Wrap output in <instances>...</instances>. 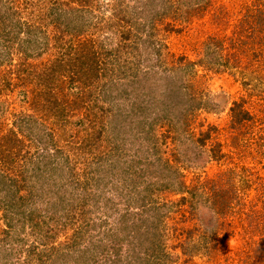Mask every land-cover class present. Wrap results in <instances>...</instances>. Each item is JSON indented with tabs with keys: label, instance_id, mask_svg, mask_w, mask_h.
Listing matches in <instances>:
<instances>
[{
	"label": "rangeland",
	"instance_id": "rangeland-1",
	"mask_svg": "<svg viewBox=\"0 0 264 264\" xmlns=\"http://www.w3.org/2000/svg\"><path fill=\"white\" fill-rule=\"evenodd\" d=\"M196 1L201 9H190ZM45 2L52 3L51 0ZM114 2L117 3L114 6L120 9L112 6ZM22 14L20 17L24 19L28 14H37V11L27 8L22 10ZM80 15L90 22L91 27L93 24L97 28L105 27V24L109 26L108 23L117 25H113L114 30L105 27L98 32L90 28L79 40H94V47L102 52L100 41L105 45L109 39L120 42L124 33L129 35V39L124 40L127 47L107 57L102 54L100 67L105 65L108 70L106 77L98 78L95 86L93 84L90 99L77 100L75 118L68 115L67 123L61 120L63 124L51 118L48 120L49 116L41 118V113L38 115L30 108L32 106L18 99V91L24 87L30 90L33 85L29 83L22 87L19 85L21 81L12 76L13 83L18 86L8 87L1 82L4 74L0 73V103L7 108L4 114H0V145L7 147L11 143L7 133L15 129L16 114L32 113L52 129L55 148H51V153L55 156L56 149L61 150L57 159L69 154L80 164L79 156L83 153L88 165L98 162L99 157L109 155L111 160L126 162L124 168L129 166L131 172L128 176L133 184L131 187L124 184L118 190L106 188L101 191L98 183L94 185L90 182L86 187L87 195H84L78 180L72 182L71 178L65 184L55 176V187L49 194L42 195L41 189L36 186L31 194L20 192L26 199V213L36 211L37 227L31 226L33 222H27L22 227L13 220L12 228H8L4 214L9 216L12 209L0 200V264H37V258L45 259L44 264H55L46 259V254L59 255L61 252L68 257L56 264H121L112 262L124 259L116 258L114 249L120 247L119 256L125 255L130 242L126 238L129 230L125 226L136 219L156 222V214L161 216L163 252L156 258H143V264H264V254L261 252L257 256L255 249V243L261 241V233H257L256 226H263L255 218L257 214H262L263 205L256 203L258 190L254 182L248 187L236 183L233 190L237 197L231 201V210L227 209L221 218L216 219L218 226L215 233L211 231L215 225L210 226L214 224L211 209L207 202L204 203V199L211 202L214 194L209 189L211 183L208 180H215L221 170L235 169L248 180H253L249 179L252 172L264 178V155L257 153L261 156L252 157L257 152L254 141L260 134L264 135V0H94ZM54 54L55 50L51 51L50 55ZM46 58L44 56L42 60ZM43 62L31 65L42 71ZM82 66L86 81L91 74L86 72L85 65ZM177 75L188 87L190 96L200 105L194 109H180V121L175 123V114L164 110L163 105H156V93L175 102L174 98L164 97L162 93L169 88L167 81L177 79ZM111 83L115 85V90L107 92ZM128 84H136L135 93L131 86L126 87ZM122 85L126 91L117 94L123 91ZM58 96H61L59 91ZM234 102H241L243 108L251 113L252 125L248 124L244 129L231 125L229 109ZM118 106L125 112L121 118L114 117ZM101 107L104 112L99 110ZM132 107L137 108L133 111ZM133 113L138 118L131 117ZM76 117L83 123H77ZM70 118L73 121L76 119V124L70 125ZM139 118L143 125L135 128ZM156 118L161 120L156 121ZM149 124L152 125V134H148ZM176 130L181 132L179 140L186 141H195L209 132L204 148L211 151L210 148L218 144L220 154L225 157L209 161L198 171H189L177 165L182 170L178 180L183 181L186 188L181 194L176 191L178 185H173L172 191L159 190L156 193L155 189L146 194L144 185L156 183V176L150 174L155 172L150 171V164L156 158L153 154L156 146L152 149L150 140L156 144V135L168 136L167 147L162 145L160 153L165 151L162 158L170 159V152L178 141L174 139ZM98 132L100 137L96 139ZM233 137L237 138L234 143ZM21 142L20 149L15 144L11 150L13 162L4 165L9 168L10 176L19 174L18 170L31 169L33 163L40 161L37 153H43L41 146L31 139L21 136ZM79 145L87 147L74 151L73 148ZM79 180L82 182L81 178ZM45 185L47 187V183ZM60 187L62 191L65 187L76 189V198L67 209L47 210V198L44 196L54 200L60 194ZM196 194H202V199ZM108 198L115 204L113 208L104 205ZM142 198L145 200L142 201ZM52 203H48L49 206ZM82 210L84 213L80 214ZM123 215L128 223L116 239L113 235ZM103 221L107 224L97 225ZM146 225L144 222L142 226ZM189 230H192L190 238L187 237ZM50 235L52 237L48 239ZM124 238L126 242L119 241ZM179 243L188 248L195 245L194 253H181ZM98 246L104 251L101 252Z\"/></svg>",
	"mask_w": 264,
	"mask_h": 264
},
{
	"label": "trees",
	"instance_id": "trees-1",
	"mask_svg": "<svg viewBox=\"0 0 264 264\" xmlns=\"http://www.w3.org/2000/svg\"><path fill=\"white\" fill-rule=\"evenodd\" d=\"M45 1L46 0H0V73L4 74V79L1 82L6 83L8 87L13 85V87L17 88L18 84L13 83L14 80L11 79L12 76H14L15 80L21 81L19 85H22V87L29 83L33 85L30 90L24 87V89L18 91V99L26 102L28 106H32L30 108L37 111L38 115L41 113V118L46 119L49 116L48 120L51 118L63 124V120L67 123L68 118L66 119V117L68 115L75 118V109L78 107L77 100L85 101L86 98L90 99L93 94V87L95 86L96 80L106 77V72L108 70L105 65L100 67L102 65V63H100L102 54H105V57H107V55L112 52L125 50L127 45L124 40L129 39V35L123 33L120 42L109 39L106 45L104 42L100 41L102 52H98L96 47H94V40L89 38L83 40L79 39L84 37L83 34L89 32L90 28L91 31L94 30L97 32L99 29H105V27L114 30L113 25L117 24L108 23L109 26L105 24V27L101 28H97V26L93 24L91 27L90 22L82 18L80 14L86 6L93 4L94 0H51V4ZM107 4L108 3H106V7ZM111 4L114 8L117 7L114 6L117 3L114 2ZM23 5L24 8L22 9ZM199 6L200 4H197L196 1V3L192 4L189 8L201 9ZM27 8H32L33 11H37V14H28L26 18L22 19L20 17L24 15L22 14V10ZM117 8L120 9L119 6ZM53 50H55V54L50 55ZM44 56H47L45 61L42 60ZM40 61L41 63L44 61L42 64L44 69L42 71H38L35 66L32 67L31 65V63ZM82 65H85L87 67L86 72L91 74V77L86 81L83 79L85 69ZM176 78L177 79H170L169 82L167 81L169 88L162 93L164 97L174 98L175 102L164 99L160 94L157 95L156 93V105H163L164 110L171 111L170 113L175 114V117H173L174 120H176V122L174 121L175 123L180 121L178 117L180 109L184 111L185 108L194 109L200 105V103H196L195 99L190 96L188 87L183 85L179 75H177ZM135 85L136 84H128L126 87L131 86L133 93H135L137 90ZM166 86L167 84H165V87ZM114 87L115 85L111 83L107 92L112 89L115 90ZM121 87L124 88L123 91L117 94L126 91V87L123 85ZM58 91L61 92V96H58ZM110 93L112 94L113 91ZM66 96H72V98L68 99ZM135 108L137 107H132V110L134 111ZM6 109L5 104L0 103V114H4ZM99 110L102 112L105 111L102 107L99 108ZM116 110L118 112L114 114V117L120 116L121 118L125 113L119 106ZM229 112L231 116V125H233V127L236 126L238 129H244L246 126L248 127V124L252 125L254 122L251 113L243 108L241 102H234ZM130 116L138 118L134 113ZM130 116L128 115L129 119L132 120ZM41 118H37L32 113L19 112L16 114L14 121L15 129L7 133L8 138L11 139V143L7 145V147H1L0 145V160L3 162V165L0 166V200L2 203L6 202L9 208L12 209L11 216L4 214V219L6 218L8 228L10 229L12 228L11 221L13 220L22 227H24L27 222H33L34 224H31V226L37 227L38 223H36L35 217L36 211L32 210L26 213V199L20 192H28L31 194L33 187L36 186L38 190L39 188L41 189L42 195L49 194L55 187L53 183V178L55 176L59 177L65 184H68L67 181L71 178L72 182L78 180L77 183L82 185L81 189L84 195H87L86 187L90 185V182H93L94 185L98 183L101 186V191L106 188L118 190L122 189V185L124 184L126 186L129 184L130 187L133 184L132 178L128 176L131 172L129 166L126 165V168H124L126 162L123 163L120 160H111L109 155L99 157L100 159L98 162H90L88 165L86 164L87 159L83 156V153L79 156L81 161L80 164H78L79 162L76 158L71 159L69 154L65 155L64 158L60 157V159H57L61 150L59 148L56 149L57 155H52L51 148H55L52 129L49 125L45 124ZM76 118L77 123H83L78 117ZM159 120L161 119L156 118V121ZM68 123L70 125L73 123L76 124V119L73 121V119L70 118ZM175 123H173V125H175ZM142 125L140 119L135 128H139ZM148 134H152L151 124H149ZM179 134H181V132L176 130L174 139L178 141L176 142V147L170 152L172 155L170 159L162 158V154L165 151L160 153L162 145H164L163 148L167 147L166 143L168 136L161 135L159 137L156 135V144L150 140L149 146H152V149L156 146V151L153 152V154H156V158L155 160L152 159L153 162L150 164V171L155 170V172H150V174L153 173L156 176V183L150 181L151 183L145 184L144 193L147 194L148 192L155 191V189L156 193L159 190L172 191V186L178 185L176 191L181 194L186 188L184 182H179L178 180L182 170H180L177 165H181L189 171H198L209 161H219L221 158L225 157V155L220 154V146L218 144L215 145V147H211V151H207L204 148L206 140L210 137L209 132L203 133L201 137L197 138L195 141L179 140ZM21 136L29 138L37 143V146H41L43 153H37L40 161L37 160L36 164L33 163L31 169L25 168L23 171L18 170L19 174L10 176L9 168H5L4 165L6 162H13L12 154L10 153L15 144H17L16 148L18 149L23 145ZM99 137L100 133L98 132L96 139H99ZM232 140V143H234L237 141V138L233 137ZM253 145L257 147V152L253 153L252 157L261 156L260 154L264 155L263 133L256 138ZM234 146L237 147V145ZM86 147L79 145L75 146L73 150L75 151L78 149L81 151ZM61 159L62 161H60ZM147 166H149V164ZM242 172H245V170ZM239 173L242 174L241 172ZM239 173H237L235 169H225L217 174L215 180H208L211 183L209 189L214 194L211 202L209 199H204V203L207 202L206 204L211 209V219L214 222V224H210L211 228L215 225V228L211 231H214V233L216 232L218 226L216 219L221 218V215H223L227 209L231 210V201L237 197L234 192L235 190H233L235 189L233 187L236 186V183L240 182L242 183V187H248L254 182L258 190L256 203L263 205L262 214H257L258 217L256 215L258 220L255 218L257 223H259L258 221L263 223V226H261V224L256 226L257 233H261V241L260 243H255V249L257 254L261 252L264 254V178L252 172L249 179L253 178V180H248L244 176H240ZM80 178L82 182L79 180ZM209 182H203V184L210 185ZM45 183H47V187ZM199 185H201L202 188L200 180ZM58 189V193L60 194H57L56 197L54 196V200L53 198L48 199L47 196H44L45 199L47 198V210L57 211V209H67L73 198H76V189L71 190L70 187L63 188V191L61 187ZM127 195L129 196L130 193L127 192ZM191 195H193V192H191ZM196 197L202 199L203 196L202 194H196ZM138 199L139 198H136L137 201H141ZM144 200L145 198H142V201ZM51 201L54 202L52 203ZM149 201H151V199ZM48 203H52V205L49 206ZM104 205L110 208L115 206L110 198L105 199ZM149 205L151 207L152 204L149 203ZM3 209L4 208H2V210ZM82 213H84L83 210L80 214ZM75 217L76 216H74V218ZM160 219L161 216L156 214V222L152 220L148 223L146 220L140 219V221H137L136 219L125 226L129 230L126 238L130 239V242L128 241L129 243L127 244L126 252L124 253L125 255L123 257L119 256L121 251L120 247L117 246L116 249H114L115 257L124 258V261L114 260L112 263L143 264V258L158 257V255L163 252L164 248L161 243L163 232H161L162 230L160 228ZM144 222L147 224L146 227L142 226ZM202 222L204 221L202 220ZM125 223H128V221L123 215L113 235L116 239H119V232L123 230ZM102 224L105 225L107 222L103 221L97 225L100 226ZM207 231H209L208 228ZM191 235L192 230L187 231V237L190 238ZM51 237L50 235L48 239H51ZM106 237L110 238V235L106 234ZM119 241L126 242L125 238ZM194 246L195 245L192 244L191 248H188L184 243L178 244L181 253L189 255L194 253ZM98 249H100L101 252L104 251L101 246H98ZM52 250L53 248L51 251ZM259 254L257 256H259ZM67 255L68 254L64 252H61L59 255L57 253H54V255L52 253H47L46 259L52 260L56 264L60 260H65L68 257ZM44 263L45 259L37 258V264Z\"/></svg>",
	"mask_w": 264,
	"mask_h": 264
}]
</instances>
